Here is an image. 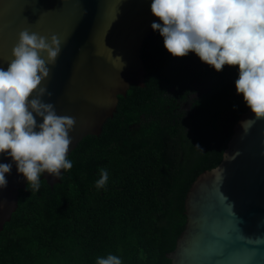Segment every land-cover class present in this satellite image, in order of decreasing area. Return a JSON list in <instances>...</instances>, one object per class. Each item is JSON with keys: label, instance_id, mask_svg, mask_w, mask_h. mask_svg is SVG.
<instances>
[{"label": "trees", "instance_id": "1", "mask_svg": "<svg viewBox=\"0 0 264 264\" xmlns=\"http://www.w3.org/2000/svg\"><path fill=\"white\" fill-rule=\"evenodd\" d=\"M141 56L143 86L119 95L99 134L76 143L72 168L52 187L25 182L0 230V264H96L109 254L169 264L188 183L221 157L246 103L238 66L218 72L194 52L173 57L154 30ZM101 169L108 181L98 189Z\"/></svg>", "mask_w": 264, "mask_h": 264}, {"label": "water", "instance_id": "2", "mask_svg": "<svg viewBox=\"0 0 264 264\" xmlns=\"http://www.w3.org/2000/svg\"><path fill=\"white\" fill-rule=\"evenodd\" d=\"M151 3L0 0V67L7 70L24 28L62 40L61 52L56 63L48 65L50 76L41 87L52 92L42 99L53 103L57 115L76 120L69 133L73 137L69 152L83 136L99 134L119 95L143 86L142 44L153 31L151 24L160 23ZM253 115L245 104L221 157L188 183L181 218L165 253L169 264H264V119L246 135L240 123ZM0 163L12 164L5 174L7 187L0 189L1 230L26 178L11 157L0 154ZM40 178L49 187L59 182L47 172Z\"/></svg>", "mask_w": 264, "mask_h": 264}, {"label": "clouds", "instance_id": "3", "mask_svg": "<svg viewBox=\"0 0 264 264\" xmlns=\"http://www.w3.org/2000/svg\"><path fill=\"white\" fill-rule=\"evenodd\" d=\"M151 12L160 21L151 27L173 57L194 52L218 72L226 65L238 66L236 92L254 114L240 122L245 135L264 119V0H152ZM61 45L56 34L46 37L24 28L7 70L0 67V154L11 157L32 191L39 190L43 173L60 177L61 170L72 168L67 154L76 120L57 115L53 103L42 99L52 96L41 84L49 78L48 65L56 63ZM11 168L0 163V189L7 187L5 174ZM107 181L108 172L101 169L96 187L103 188ZM96 264L122 261L109 254L98 257Z\"/></svg>", "mask_w": 264, "mask_h": 264}]
</instances>
